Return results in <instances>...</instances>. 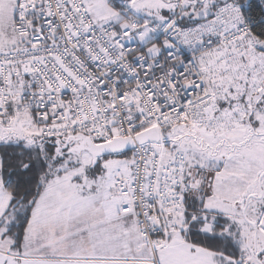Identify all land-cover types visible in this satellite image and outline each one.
Masks as SVG:
<instances>
[{
	"label": "snow or ice",
	"instance_id": "1",
	"mask_svg": "<svg viewBox=\"0 0 264 264\" xmlns=\"http://www.w3.org/2000/svg\"><path fill=\"white\" fill-rule=\"evenodd\" d=\"M0 264H264V0H0Z\"/></svg>",
	"mask_w": 264,
	"mask_h": 264
}]
</instances>
